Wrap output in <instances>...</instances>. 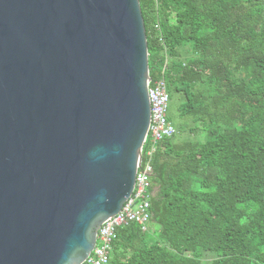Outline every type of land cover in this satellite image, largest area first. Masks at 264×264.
Returning a JSON list of instances; mask_svg holds the SVG:
<instances>
[{"label":"water","instance_id":"95a60500","mask_svg":"<svg viewBox=\"0 0 264 264\" xmlns=\"http://www.w3.org/2000/svg\"><path fill=\"white\" fill-rule=\"evenodd\" d=\"M140 0H0V264H82L149 133Z\"/></svg>","mask_w":264,"mask_h":264},{"label":"trees","instance_id":"16d2710c","mask_svg":"<svg viewBox=\"0 0 264 264\" xmlns=\"http://www.w3.org/2000/svg\"><path fill=\"white\" fill-rule=\"evenodd\" d=\"M140 2L177 132L153 158L149 228L119 227L108 264H264V0Z\"/></svg>","mask_w":264,"mask_h":264},{"label":"built area","instance_id":"2783aa9c","mask_svg":"<svg viewBox=\"0 0 264 264\" xmlns=\"http://www.w3.org/2000/svg\"><path fill=\"white\" fill-rule=\"evenodd\" d=\"M157 29H160L159 25ZM161 41H164L163 37H161ZM168 69L169 59L167 58L159 75L155 79L151 77L149 82V95L152 105L151 124L142 150L135 190L122 210L101 225L97 245L82 264H108L119 227L130 223H138L143 230H147L150 226V208L153 194L152 177L154 173L153 158L161 141L172 137L177 132L176 127L168 118L170 109Z\"/></svg>","mask_w":264,"mask_h":264},{"label":"rangeland","instance_id":"374dc122","mask_svg":"<svg viewBox=\"0 0 264 264\" xmlns=\"http://www.w3.org/2000/svg\"><path fill=\"white\" fill-rule=\"evenodd\" d=\"M168 81H169V79H168Z\"/></svg>","mask_w":264,"mask_h":264}]
</instances>
